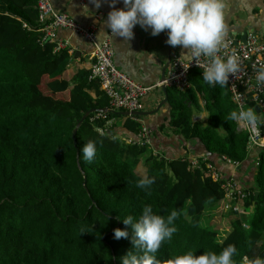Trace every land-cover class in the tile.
<instances>
[{
  "label": "trees",
  "instance_id": "16d2710c",
  "mask_svg": "<svg viewBox=\"0 0 264 264\" xmlns=\"http://www.w3.org/2000/svg\"><path fill=\"white\" fill-rule=\"evenodd\" d=\"M37 2L0 0V264H120L133 250V230L121 218L135 220L144 204L165 217L178 212L177 231L155 253L160 264L228 244L237 249L236 264L245 256L264 257V153L250 182L236 178L247 191L242 207L252 211L230 210L237 217L221 238L202 225L205 212L226 197L227 176L218 168L222 178L215 180L207 163L217 166L214 158L225 156L239 168L249 154L247 132L224 119L238 111L228 85H208L194 69L186 91L166 86L170 125L203 148L198 166L186 156L167 159L150 145L128 143L132 136L118 135L116 127L136 137L140 122L121 111L103 112L94 122L99 112H92L73 135L86 111L109 107V100L100 82L89 79L90 70L71 81L63 76L73 54L54 51L55 42L42 39ZM69 88L68 100L56 97ZM249 108L256 112L253 103ZM202 109L209 112L206 124L193 120ZM89 140L96 144L90 163L81 151ZM144 176L154 183L136 187ZM115 228L128 236L114 238Z\"/></svg>",
  "mask_w": 264,
  "mask_h": 264
},
{
  "label": "clouds",
  "instance_id": "9594fccd",
  "mask_svg": "<svg viewBox=\"0 0 264 264\" xmlns=\"http://www.w3.org/2000/svg\"><path fill=\"white\" fill-rule=\"evenodd\" d=\"M91 2L99 8L102 0ZM107 2L113 6L117 0ZM122 3L123 7H111L104 21V27L112 35L129 41L133 37L135 25L150 31L153 36L166 31V43L186 49L185 59L190 63L194 61L199 68H203L201 77L208 85L224 86L229 74L233 75L238 71L239 56L235 50L223 56L218 54L225 37L224 0H122ZM103 32L104 29L101 28L98 36ZM201 57L207 59L206 66L198 63ZM255 82L257 86L264 85V67L257 70ZM224 119L243 123L264 121L252 108L232 111ZM81 151L83 159L90 163L96 155L95 142L87 141ZM154 181V177L144 176L137 180L136 187L145 189ZM177 216L175 209L165 217L155 213L150 204H144L135 220L131 215L121 218L133 230V250L120 257V264H160L155 253L161 243L171 239L177 231L174 224ZM113 234L114 238L119 239L127 237L128 231L115 228ZM236 252L233 244H228L219 252L204 250L199 255H194V250H188L172 256L168 264H236ZM242 264H264V257L245 256Z\"/></svg>",
  "mask_w": 264,
  "mask_h": 264
},
{
  "label": "crops",
  "instance_id": "0c3cea01",
  "mask_svg": "<svg viewBox=\"0 0 264 264\" xmlns=\"http://www.w3.org/2000/svg\"><path fill=\"white\" fill-rule=\"evenodd\" d=\"M224 2L225 33L234 35L236 40H242L245 34L253 32L264 40V0H224ZM52 4L57 11L66 12L83 24H89L98 15L99 22L96 24L97 40L101 42L108 37L110 38L115 51V65L144 85L154 86L142 98L143 111H152L159 107L167 95L161 86L155 85L160 82L162 70L168 61L170 66L171 57L177 54L185 58L186 49L167 44L166 31L153 36L150 31L143 30L139 25L133 27V37L129 41L112 35L104 27V21L111 7H123L122 0H117V3L113 6H110L107 0H102L99 8H96L91 0H52ZM101 28L104 29V32L98 36ZM57 37L67 41V48L73 51V56L63 76L71 81L74 74L79 70L89 71L92 63L91 54L94 50L93 43L83 36L64 28L57 30ZM169 66L165 71L166 74L169 72ZM70 88L57 93L56 97L68 100L70 98ZM200 102L203 106L204 101L201 99ZM256 114L264 118V108L256 110ZM208 118L209 112L202 109L194 115L193 120L206 124ZM141 119L152 130L150 149L153 152L156 151L167 159L186 156L190 159L201 160L204 157L201 154L203 148L198 139L185 138L178 128L170 125L171 107L168 99L159 108L158 112L141 116ZM113 122L114 119L112 118L108 120L107 125H111ZM259 124L264 130V121ZM115 131L121 136L126 134L133 136L122 127H116ZM257 161V154L253 150L249 151L247 159L241 166L235 169L228 163L220 161L216 157L214 158L215 164L223 172V175L229 177L232 174L235 178H243L244 184L252 180L257 169Z\"/></svg>",
  "mask_w": 264,
  "mask_h": 264
},
{
  "label": "built area",
  "instance_id": "2783aa9c",
  "mask_svg": "<svg viewBox=\"0 0 264 264\" xmlns=\"http://www.w3.org/2000/svg\"><path fill=\"white\" fill-rule=\"evenodd\" d=\"M37 8L38 22L41 26L40 30L43 32L42 39H50L55 42L54 51L65 49L68 45L67 41L57 37V30L60 28L77 33L93 43L94 50L91 54L92 63L89 79L100 82V87L109 100L108 108L129 112L144 109L142 98L154 86L144 85L115 65V51L110 38L108 37L101 42L97 40L96 24L99 22L98 15L89 24H83L70 14L57 11L52 4V0H38ZM232 50H235L239 56V69L235 74H229L226 84L231 91L232 100L237 110L249 108L250 103H253L254 107L259 105L260 109L264 108V85L257 86L255 82L257 70L264 67V40L256 33L249 32L244 43L242 40H236L234 35L225 33L223 46L218 54L223 56ZM69 52L73 54L70 49ZM189 63L181 55L174 54L170 59V69L165 80L158 82L155 86L166 84V86H173L182 92L189 89L192 86L190 72L194 69L203 71V68H199L194 61ZM198 63L206 66L207 59L201 57ZM129 116L139 121L140 127L136 137H128L127 142L139 146L151 145L152 130L141 119V116ZM99 117H104L103 112L92 116L91 121L94 122ZM238 124L248 134L247 148L248 151L253 150L256 152L258 157L256 164L258 166L260 154L264 153V130L256 121L251 123L238 122ZM153 153L159 154L156 151ZM222 161L234 166V168L239 166L238 162L225 156ZM192 163L195 166L199 165L196 158H192ZM207 165L212 169L214 179L221 180L222 177L218 167L212 163H207ZM222 186L226 191L225 201L227 200L229 211L239 212L242 207L239 200L246 197L247 191L238 184L237 179L232 174L223 181ZM248 226L249 224L244 222V227Z\"/></svg>",
  "mask_w": 264,
  "mask_h": 264
},
{
  "label": "rangeland",
  "instance_id": "374dc122",
  "mask_svg": "<svg viewBox=\"0 0 264 264\" xmlns=\"http://www.w3.org/2000/svg\"><path fill=\"white\" fill-rule=\"evenodd\" d=\"M238 184L243 187L241 182L238 181ZM239 202H241V200H239ZM240 205L242 206V202ZM218 206V208L216 207L213 210L211 209L205 212L202 218V225H206L217 230L219 238H221V234L226 233L232 219L235 218L237 214H243L244 212L248 214L252 211L251 207H248L247 209L241 207L240 211L235 214L236 212L229 211L227 200L220 202ZM261 209H264V201L261 205Z\"/></svg>",
  "mask_w": 264,
  "mask_h": 264
},
{
  "label": "water",
  "instance_id": "95a60500",
  "mask_svg": "<svg viewBox=\"0 0 264 264\" xmlns=\"http://www.w3.org/2000/svg\"><path fill=\"white\" fill-rule=\"evenodd\" d=\"M246 39H247V34H245L243 37H242V42H246ZM169 66V61L168 63L165 64L163 70H162V74H161V79L160 81H164L165 78H166V73L165 71L167 70ZM161 87L163 88V90L166 92V84H162ZM167 97L164 98V100L160 103L159 107L155 110H149V111H134V112H129V111H123L122 114L124 115H139V116H144V115H149V114H153V113H156L158 112L159 108L161 106H163L166 102H167ZM255 109L256 110H260V107L259 105H255ZM108 111H111L110 108L108 107H104V108H92L88 111L85 112V114L83 115L82 119L79 121V123L77 124L76 128L74 129V132H73V135L75 134L76 130L78 129V127L80 126V124L82 123V121L87 118L92 112H108ZM207 155H212L211 152H207Z\"/></svg>",
  "mask_w": 264,
  "mask_h": 264
}]
</instances>
